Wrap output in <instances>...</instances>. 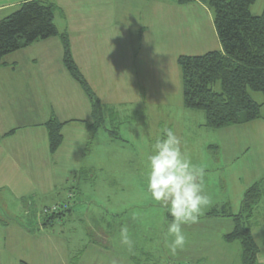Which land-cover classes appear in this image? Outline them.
Returning a JSON list of instances; mask_svg holds the SVG:
<instances>
[{
  "label": "rangeland",
  "instance_id": "1",
  "mask_svg": "<svg viewBox=\"0 0 264 264\" xmlns=\"http://www.w3.org/2000/svg\"><path fill=\"white\" fill-rule=\"evenodd\" d=\"M66 1L69 5L63 1L64 10L59 9L55 13L54 24L58 28L62 29L66 18H69L73 22L90 23L92 33L89 34L95 38L96 35L111 34L110 47L95 39L94 48L99 50H95L93 55L101 57L105 54L109 59L120 58L125 63L128 53L135 52V48L129 45L128 36L134 42L138 33L143 32L142 42L136 48L140 47L141 51L137 64L127 67L138 72H91L95 93L106 105L104 134L111 141V150H118L108 158L109 163L104 168L107 171L102 175V179L108 177L105 180L108 182L106 187L111 189L109 200L105 201L106 198L101 196L102 188L71 186L73 175L67 171L61 180L57 179L58 182H50L46 188L47 195L41 191L27 204L16 198L12 201L11 197L0 192V264H87L90 248L77 232L86 230L90 224L113 230L119 228L120 223L129 226L134 246L142 250V258L137 253L134 259L144 264H199L197 261L203 256L205 246L213 245L220 240V233H226V223L221 220L227 219L220 218L210 224L205 218H200L199 223L184 226L186 246L176 256L169 254L165 246L167 225L162 219L168 214L151 199L145 180L146 155L161 135V129L165 126L172 128L182 139V150L194 164L205 169L206 191L211 197V205L225 201L230 206H224V210L231 209L234 215L243 194L234 189L230 174L241 167L244 170L251 160L264 161V148L244 141L246 132L208 129L204 126L203 112L183 107L177 58L201 56L220 48L211 19L205 14L199 23L201 29L197 31V25L193 31L188 30L185 24L186 13L179 9L177 12H163L151 0ZM206 9L212 17V11L207 6ZM263 10L264 0H256L250 13L260 16ZM117 26V29H112ZM104 46L107 48L103 52ZM213 90H220L218 82ZM254 95L255 100L262 98L260 94ZM75 128L68 127L64 132L67 136V132L72 130L70 137L76 139L77 145L84 139L88 140V145L93 142L92 136L83 135L80 131L74 133ZM242 137L236 149L233 143ZM248 147H251L252 157H246L235 165L230 166L222 156L221 151L226 150L241 156ZM79 175L75 176L78 180L81 179ZM62 180L64 182L60 184ZM60 189H69L76 196ZM79 197L81 202L76 200ZM59 203H67L68 211L75 207V214L83 212L82 221L73 216L65 217V211L62 222L43 224V209ZM28 204L31 208L27 213ZM85 204L91 207L89 213ZM118 206L121 212L116 218L113 211ZM261 207L264 208V204ZM86 214L90 217L87 218ZM235 246L239 248V243L236 242ZM234 258L232 256V260Z\"/></svg>",
  "mask_w": 264,
  "mask_h": 264
},
{
  "label": "crops",
  "instance_id": "2",
  "mask_svg": "<svg viewBox=\"0 0 264 264\" xmlns=\"http://www.w3.org/2000/svg\"><path fill=\"white\" fill-rule=\"evenodd\" d=\"M26 1L30 0H0V21L11 15ZM38 1L54 5L56 8L55 13L59 9L64 10L63 1L68 3L66 0ZM151 1L160 6L163 12H177L179 9L180 12L186 13L185 24L188 25V30L194 31L205 14H208L213 24V13L211 17L206 5L199 2L178 5L176 0ZM191 23H193V27ZM64 24L62 29L58 28L56 24L55 26L59 33L67 34L73 61L94 93L96 91L91 72H138L127 67L137 64L141 51L140 47L137 50L136 48L142 42L143 32L138 33V39L134 42L128 36L129 45L135 48V52L132 49L133 52L131 53L134 54L128 53L126 62L123 63L120 58L109 59L105 57V54L101 57L93 55L95 50H99V48H94L95 39L110 47L111 44H108V42H110L111 34L96 35L95 38L93 34H89L92 33L90 23L77 20L73 22V20L70 21L69 18H66ZM118 27H112V29L115 30ZM201 27L202 25H199L197 31ZM113 43L118 45L116 42ZM106 46L102 48L103 52L107 48ZM216 50H221V47ZM95 95L97 96L96 93ZM254 96L252 94L253 100L261 104L258 120L215 131L246 132L247 135L244 141L253 146L264 148V99L262 97L255 100ZM101 103L105 108L106 105L102 101ZM52 117L59 122H69L62 128V144L53 154L48 149L47 132L44 126ZM92 123L88 99L64 69L62 45L58 38L36 41L30 46L4 57L2 65H0L1 194L11 197L12 201H14L13 198H16L23 200V204H27L26 202L32 197L36 199L41 191L47 195L46 188L50 182L53 184L58 182L67 171L73 175L71 186L77 185V188L80 187L81 189L87 186H94L99 190L102 188L104 192L101 196L106 198L105 201H108L111 189L106 187L108 182L106 183L105 179L108 177L102 179V175L107 171H104V168L109 163L108 158L118 150H111V141L104 134V129H97L93 132L87 130V126ZM68 127H76L74 133L80 131L83 135L92 136L93 142H90L89 146L88 140L84 139L82 144L77 145L74 142L76 139L70 137L72 130L67 132L66 136L64 131ZM242 140L243 137L233 143V146L237 149ZM250 150L251 147H248L242 151L241 156L232 154L229 150L221 152L224 159L227 160L226 162L231 166V164L235 165L239 161L243 162L242 160L246 157L249 158L251 156ZM78 174H80L78 177L81 178L80 180L75 177ZM230 175L234 189L237 193L244 194L254 183L264 182V161L251 160L244 170L241 167ZM63 182V180L59 181L60 184ZM66 187L68 188V185ZM62 191L74 197L76 196L69 189ZM121 194H123V191ZM55 196H58V194H55ZM76 200L78 202L82 201L81 197L76 198ZM263 201L264 197L254 208L251 218L244 223L250 229L253 240L258 247L257 264H264V208L261 207L264 204ZM30 205L26 209L27 213L31 208ZM85 205L88 207L87 212L89 213L91 207L89 204ZM224 206H230V204L225 201L220 204L218 202L214 203L204 211L201 217L205 218L210 224L211 221H217L220 218L227 220H221L222 223H226V233H220V240L213 242V245L205 246L203 256L197 261L199 264H242L240 243L238 242L239 248H237L235 246L237 241L226 243L223 240V237L234 229V221L231 217L234 214L231 209L229 211L224 210ZM75 210L74 207L67 211L65 217L73 216L76 220L82 221L83 212L75 214ZM239 211L240 206L237 207V214ZM119 212L121 210L118 206L113 211L116 218L119 217ZM63 216L64 214L60 218L50 220L49 224L60 220L62 222ZM86 216L87 218L90 217L87 214ZM162 219L167 225V222L171 220V216L163 215ZM43 220V224H45L47 219L44 218ZM120 225L122 224L120 223L119 228L113 230L104 229L101 225H98V227L91 225L86 230L77 232L82 240L87 243V248H90L86 257L87 264H144L141 260L134 259L137 253L142 258L143 253L140 247L135 245L132 251H128L125 246L120 244L118 235ZM41 227L43 228L44 225ZM232 256L235 257L234 260H232ZM181 262L183 261L181 260ZM149 264L153 263L149 262Z\"/></svg>",
  "mask_w": 264,
  "mask_h": 264
},
{
  "label": "trees",
  "instance_id": "3",
  "mask_svg": "<svg viewBox=\"0 0 264 264\" xmlns=\"http://www.w3.org/2000/svg\"><path fill=\"white\" fill-rule=\"evenodd\" d=\"M192 2L206 5L212 11L213 26L221 50L201 56L177 58L181 72L183 107L203 112L204 126L212 130L258 120L261 104L253 100L252 94H260L264 99V10L260 16L250 13L256 0H176L178 5ZM55 11L52 4L30 0L1 20L0 65L4 57L36 41L58 38L62 45L64 69L90 103L93 123L87 126V130L93 132L105 129L106 108H103L74 63L67 34L59 33L54 24ZM217 82L220 84L218 92L213 90ZM67 123L52 117L44 124L51 154L62 144L61 131ZM263 197L264 182L251 185L243 194L239 213L231 216L234 221L233 231L223 237L226 243H240L242 264H257L258 247L244 223L251 218L254 208ZM64 212L44 217L47 219L45 224L60 218Z\"/></svg>",
  "mask_w": 264,
  "mask_h": 264
},
{
  "label": "clouds",
  "instance_id": "4",
  "mask_svg": "<svg viewBox=\"0 0 264 264\" xmlns=\"http://www.w3.org/2000/svg\"><path fill=\"white\" fill-rule=\"evenodd\" d=\"M146 169L151 199L171 216L165 246L171 256H176L187 244L184 226L199 223L212 203L206 191L205 169L192 162L182 150L181 137L167 126L146 155ZM118 235L120 244L132 251L134 242L127 224L121 225Z\"/></svg>",
  "mask_w": 264,
  "mask_h": 264
},
{
  "label": "built area",
  "instance_id": "5",
  "mask_svg": "<svg viewBox=\"0 0 264 264\" xmlns=\"http://www.w3.org/2000/svg\"><path fill=\"white\" fill-rule=\"evenodd\" d=\"M68 204L67 203H59V204H55V205H51L49 207H45L42 211V214L44 217H49V216H53L59 213H62L64 211H66L68 209Z\"/></svg>",
  "mask_w": 264,
  "mask_h": 264
}]
</instances>
